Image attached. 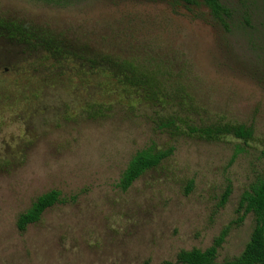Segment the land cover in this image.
<instances>
[{"label": "rangeland", "instance_id": "374dc122", "mask_svg": "<svg viewBox=\"0 0 264 264\" xmlns=\"http://www.w3.org/2000/svg\"><path fill=\"white\" fill-rule=\"evenodd\" d=\"M263 4L249 5L253 29L228 32L175 0H0V22L37 44L0 27V264H176L211 247L264 174ZM106 57L142 64L163 105L120 85ZM174 115L244 123L254 138L208 141L217 128L167 126ZM150 146L174 153L123 192ZM51 191L62 203L21 234L19 216ZM254 228L253 215L233 225L218 261L241 256Z\"/></svg>", "mask_w": 264, "mask_h": 264}, {"label": "trees", "instance_id": "16d2710c", "mask_svg": "<svg viewBox=\"0 0 264 264\" xmlns=\"http://www.w3.org/2000/svg\"><path fill=\"white\" fill-rule=\"evenodd\" d=\"M257 1L234 0L231 4L228 0H175L178 4H183L188 8H202L206 10L209 18L228 32L239 25V29H253L250 20H254L259 14L250 13L249 5H257ZM237 19V24H234ZM262 21H264V16L262 17ZM263 24L262 27L264 28ZM0 27L9 33L13 40L18 39L21 43L29 46L37 45H34L30 39L31 36L28 33H24L21 28L4 25L1 22ZM39 44L44 47L47 54L58 55L63 51L53 40H42L41 42L39 41ZM102 62L107 64L108 70H112L116 77L121 79L119 80L120 85L140 91L145 94V98L148 101L163 105L164 88L160 87L158 82L148 76L147 71L143 70L142 64L128 60H114L109 57L103 58ZM93 63L97 64L98 62L93 61ZM192 118H188V120L185 115L183 117L179 115L170 116L167 126H174L176 122H180L187 126V128H217L214 131H205L208 141L219 140L221 136L234 137L243 141H250L254 138L253 127H248L244 123L229 121L226 118L208 121H203L202 119L194 120ZM173 153V148L159 150L155 146H150L137 152L124 170L119 188L123 192L129 191L145 174L157 169L171 158ZM231 195L232 187L229 185L219 203V209L226 206ZM61 203V193L58 191H51L41 195L34 201L30 209L19 216L17 220L18 231L21 234L26 233L30 226L41 222L48 210ZM237 215L238 219L215 238L211 247L206 250H182L177 255L176 264H264V174L258 177L242 195ZM248 215L254 216L255 228L245 251L239 257L219 262V251L226 243L231 227L242 224Z\"/></svg>", "mask_w": 264, "mask_h": 264}]
</instances>
